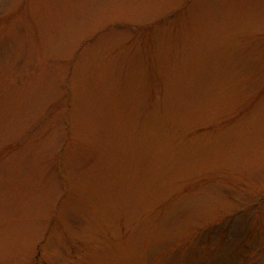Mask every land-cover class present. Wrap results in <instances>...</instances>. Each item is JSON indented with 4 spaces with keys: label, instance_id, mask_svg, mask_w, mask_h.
Listing matches in <instances>:
<instances>
[{
    "label": "rangeland",
    "instance_id": "rangeland-1",
    "mask_svg": "<svg viewBox=\"0 0 264 264\" xmlns=\"http://www.w3.org/2000/svg\"><path fill=\"white\" fill-rule=\"evenodd\" d=\"M0 264H264V0H0Z\"/></svg>",
    "mask_w": 264,
    "mask_h": 264
}]
</instances>
